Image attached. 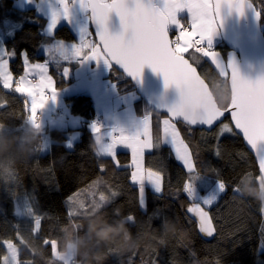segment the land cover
I'll return each mask as SVG.
<instances>
[{
    "label": "trees",
    "instance_id": "trees-1",
    "mask_svg": "<svg viewBox=\"0 0 264 264\" xmlns=\"http://www.w3.org/2000/svg\"><path fill=\"white\" fill-rule=\"evenodd\" d=\"M250 1L260 13V27L264 32V0ZM43 22L44 18L35 9H19L14 0H0V34L8 52L15 53L10 56V65L16 79L24 71L25 54L30 62L47 60L41 50L49 40L39 29ZM26 26L39 30L30 32ZM176 33V29L170 28L172 38ZM215 48L225 57L228 47L222 38ZM184 55L198 68L216 100L217 85L226 93L227 102L219 104L226 108L230 104L226 76L220 74L209 57L194 48ZM49 64L58 87L74 79L73 76L66 78L62 73L65 65L71 69L75 67L71 62L51 61ZM106 77L114 82L119 94L135 90L130 79L112 65ZM64 100L70 111L80 117L81 124L76 128L79 137L72 147L66 143L71 129L55 127L50 129L47 151L0 167V264L7 254V246L3 243L7 240L17 245L22 264H58L52 244H45V241H55L58 246L65 230L82 234L89 215L82 213L94 203L101 204L94 214L102 215L109 223L121 216H131L133 220L129 221L128 228L132 235L143 233V239L134 249L100 245L98 251L106 257L103 264H264V207L253 198L241 197L234 191L243 176L251 173L256 180L260 170L234 129L217 138L223 124L232 127L228 117L212 130L175 122L192 153L195 171L189 172L175 158L170 145L163 141L161 120L169 119L168 115L154 110L157 114L151 115V135L153 143L159 140L160 145L144 153L143 166L145 170L160 172L161 191L156 192L145 183V206L141 207L139 184L131 179L134 171L132 153L119 150L113 157L97 155L95 151L97 144L92 120L100 119L97 123L100 127L107 124L95 113L92 96L73 93L66 95ZM147 105L153 109L145 98L138 96L133 110L138 115H145ZM29 115L26 96L12 88L5 89L0 83V125L17 130ZM45 136L44 133V140ZM45 145L44 142L43 148ZM196 175L199 177L193 181L194 185H199L203 179L222 180L226 184L218 200L206 208L215 228L209 238L200 233L197 222L187 211L193 200L183 191V186ZM203 190L207 188L203 187ZM101 195L107 198L106 201H100ZM69 198H73L71 202ZM70 212L73 215L70 216ZM36 216L41 218L40 226L33 231ZM166 217L178 222L179 231L163 237L153 229L160 228ZM38 248L42 249L43 257L36 256Z\"/></svg>",
    "mask_w": 264,
    "mask_h": 264
},
{
    "label": "snow or ice",
    "instance_id": "snow-or-ice-1",
    "mask_svg": "<svg viewBox=\"0 0 264 264\" xmlns=\"http://www.w3.org/2000/svg\"><path fill=\"white\" fill-rule=\"evenodd\" d=\"M60 9L55 10L51 16L49 33L55 28L58 20L63 15L70 17L73 5H77L85 10H90L89 20L96 25L97 35L103 43L104 56L103 61L111 66L110 61H115L134 79L142 76V70L145 65L151 66L153 71L162 73L165 87L175 85L180 90V99L171 105H160L166 108L172 117H182L183 121L189 125H213L224 115V112L214 102L212 95L208 92L203 81L197 75L196 68L184 58V53L196 45V51L203 56L211 58V62L220 70V74H226L228 68L231 69V90L230 107L231 115L234 121L235 129L242 132L247 143L251 146L258 158L260 175L255 177L257 181H264V76L255 80L246 78L240 74L236 64L228 60L227 64L221 62L219 53L212 51V37L216 33L218 26L222 23L220 12L223 7L235 10L243 14L246 7H252L247 0H216L214 4L210 0H162V6H158L155 0H59ZM253 8V7H252ZM191 14L193 31L180 30L175 40L169 39L170 26L179 28L180 21L177 14L183 10ZM115 12L120 19L122 31L119 34H113L109 31L107 22L109 14ZM255 15L259 19L260 13L255 10ZM88 34L87 26L80 32L82 43L72 45V51L76 57L81 55L85 47L91 48L90 55H85L84 59L100 60L101 53L96 50V46L90 42L84 41ZM194 36L199 39L193 40ZM206 44V47L203 46ZM66 46L63 41H56L48 46L46 51H62ZM14 52H6L0 48V83L3 88L11 89L13 87L12 73L9 71V61L5 56H14ZM67 59V56L64 57ZM27 64L26 54L24 55ZM47 61L44 64L28 65V70L36 71L40 75V80L33 85L31 81L21 76L16 81L14 91L17 93H27L31 97L30 115L25 119L31 120L39 127L37 111L45 106L44 89L51 84V78L44 75L47 70ZM69 69H64L67 75ZM194 82L200 85L194 87ZM56 92L50 97L56 99ZM191 106L194 112L189 116L185 109ZM97 123H93L92 131L99 133L100 128ZM164 142L169 143L175 151L176 158L183 162L189 172L195 171V165L192 153L188 144L181 138L171 119L163 121ZM0 127H4L0 125ZM113 132L119 131L120 136H111V140L104 142V138L97 135L96 144L99 145L98 155L115 156L116 145L125 144L131 148L132 163L134 171L131 173L132 181L139 184V203L141 207L145 206L144 192L145 181H149L156 192L161 191V174L159 171L148 169L146 172L142 167L141 158L145 149L158 148L160 141L153 143L149 132L148 116L135 126L134 131H126L123 128H114ZM128 132V135L124 133ZM233 128L229 124H223L217 133V138L224 133H232ZM111 135V133H107ZM143 137V139L141 138ZM71 146V142H69ZM219 154V153H217ZM246 176L252 177L251 173ZM199 176H192L183 186V191L192 197L193 181ZM264 186V185H262ZM226 189V184L222 180L217 183L216 191L202 198L205 205L212 204ZM238 188H234L237 191ZM73 198H69L70 202ZM106 197L101 195L100 201H106ZM100 203H94L90 208L84 209L82 214H94ZM198 217L199 230L202 233L211 236L215 231L212 219L208 212L200 206L199 203H193L187 210ZM264 211V208H262ZM31 213V209H29ZM70 216L73 213H69ZM40 217H35V227L37 231L40 226ZM131 221L133 217L129 216ZM7 246V254L2 257V264H22L18 259V247L11 240L3 241ZM52 244V253L56 258L58 255L57 244L55 241H45V244Z\"/></svg>",
    "mask_w": 264,
    "mask_h": 264
},
{
    "label": "crops",
    "instance_id": "crops-1",
    "mask_svg": "<svg viewBox=\"0 0 264 264\" xmlns=\"http://www.w3.org/2000/svg\"><path fill=\"white\" fill-rule=\"evenodd\" d=\"M155 2H157L158 6H162V0H155ZM14 5L19 9H27V8L35 9V11L41 17L44 18V22L41 24L39 29L45 36H47L49 38V40L41 46V50L46 54L47 60L30 62L27 59V64L25 63L24 71L21 75V76H24L27 80L31 81L33 85H35L39 82L40 75L38 73V70L30 72L28 70V65H36V64H40V63L44 64L45 61L48 62L47 63L48 69L46 70L44 75L51 78V84L48 85V87L44 89L45 106L41 109H38V111H37V115H39L40 120L42 122V125L44 127V133L46 134L45 143L46 144L50 143V141H51L50 129L55 128V127L62 128V129L69 128L71 130L78 131L77 134H75L74 139H73V140H76L79 137V130L76 128H78L81 124L80 120H79L80 117L77 115H74V116H71L70 118H64V119L59 118L60 116H58L57 112L59 110H62V109H60V107H62V105H63L62 104L63 98H64V96L68 95L71 92H69L70 89L66 88V86H64V85L61 86V87H63V90H61V87L57 86L56 80L51 73L49 63L51 61L71 62L72 65H75V67L72 69L73 73L75 72V75H73V77L74 76L76 77V75L82 70L83 66L89 65V64H87V60H89V59H84V56L90 55V53H91L90 47L83 48L81 51V55L79 57H76L72 51V45H80L82 43L80 32H81V29L83 27H86V26H87L88 34L85 35L84 41L90 42L91 44H94V45L97 44V42L95 41V38L93 36L91 26H90L89 12H88V10L80 8L77 5H73V7L71 9L70 17H65L62 15L60 17V19L58 20L55 28L52 30V33L50 34L49 33V25L51 22V16H52L53 11L60 9L59 0H14ZM183 11L178 13L179 16L181 14H185V17L180 21L179 28H177L176 26H171L172 29L177 30V33L172 38L173 40L179 35L180 30H185V31H189V32H190V30H192V27H191V25L188 21V18H187V14L183 13ZM25 29L27 31H30V32H36L39 30L37 27H32V26H26ZM56 41H63L66 48L63 49L62 51H46L48 46L55 43ZM0 48H4L5 51L8 52L4 38L1 36V34H0ZM65 56H67V59L64 58ZM5 59H8V61H9L8 67H9V71L12 73V76H13V80H12L13 87H12V89H14L16 86L17 79L15 78V75L11 69L10 56H5ZM93 60H94L95 65L98 64L99 66L100 65L103 66L104 71H103L102 75L106 78V81H110L109 84H106V82H105V85H107V86L113 85L114 82L111 79L106 77V75L109 72L110 66L102 60L101 56H100L99 61H97L95 59H91V61H93ZM65 66H69V65H65ZM93 68L95 69L96 67H92L91 69H93ZM37 77L39 79H37ZM83 80L85 82H88V79H83ZM77 87L78 88L75 90L74 93L87 92L92 97H94L93 92L100 89V86H97V85L89 86V84L83 83L82 80L79 83V85H77ZM110 88L113 90L116 89V88H113L112 86ZM53 89L57 93L55 100H51L48 98L49 96L51 97V95L53 93ZM100 92H101V90H100ZM106 93H108L107 96L104 93L99 97V99H95L96 100L95 105H94L95 113H97L98 116H100L104 120V122H106V124H107L106 127L98 126L100 128V132L99 133H93L95 139H96V136L99 135V136L104 138V142H108V140L109 141L111 140V136L119 137L120 132L119 131L113 132L112 129H114V128H123L129 132L134 131L135 126L140 123V121L145 117V115L148 116L149 132L151 135V132H152L151 115L157 114L154 111L155 110L154 108L152 109L150 106L147 105L145 115H138L133 110V103H134V101H136V99H134V98H131V99L130 98H122L124 95H126V93L125 94H119L117 89L115 90V93H112V91L106 92ZM23 94L26 96V98L28 100L29 110H30V108H31V97L27 93H23ZM127 99H129V100H127ZM62 116L63 117L65 116L64 112H63ZM165 119H168V118H162V120H161L163 128H164L163 121ZM38 122H39V119H38ZM172 123H175V122L172 121ZM163 128H162V137H163V141H164ZM176 129L178 130V127ZM71 130H70V136H72ZM107 133H111V135H107ZM124 134L128 135V132H125ZM180 136H182V135H180ZM151 137H152V135H151ZM141 138L143 139V137H141ZM165 143H167V142H165ZM167 144H169V143H167ZM170 147L173 150L174 156L176 158V154H175L174 149L172 148L171 145H170ZM119 150H128L132 153L131 148L127 147V145H125V144H119L118 143L116 145L115 154ZM149 150H151V149H145L144 153L146 151H149ZM143 156H144V154H143ZM143 156L141 158V163H142V167L144 169ZM180 162L183 164L182 161H180ZM146 171L147 170H145V172ZM145 183L152 186V184L149 181H145L144 184ZM152 188L154 189L153 186H152Z\"/></svg>",
    "mask_w": 264,
    "mask_h": 264
},
{
    "label": "clouds",
    "instance_id": "clouds-1",
    "mask_svg": "<svg viewBox=\"0 0 264 264\" xmlns=\"http://www.w3.org/2000/svg\"><path fill=\"white\" fill-rule=\"evenodd\" d=\"M217 104L227 102L228 96L217 85ZM185 112L191 116L194 109L186 107ZM44 127L39 117V127L31 120H25L17 130L8 126L0 127V167L29 159L42 151ZM99 145L95 151L98 155ZM264 181L254 180L243 176L237 185V192L241 197H251L264 207ZM128 217L121 216L111 223L100 214H89L86 217V228L83 233L65 230L60 237L56 257L58 264H103L106 258L98 251L100 245H115L121 249H134L143 239V233L135 237L128 228ZM148 228H152L148 225ZM161 236L168 237L179 231V224L172 218H164L161 227L153 229ZM36 256L43 257L42 249H36Z\"/></svg>",
    "mask_w": 264,
    "mask_h": 264
},
{
    "label": "water",
    "instance_id": "water-1",
    "mask_svg": "<svg viewBox=\"0 0 264 264\" xmlns=\"http://www.w3.org/2000/svg\"><path fill=\"white\" fill-rule=\"evenodd\" d=\"M107 2H111V0H107ZM215 2L216 0H213V4ZM247 2L251 3L253 8L246 7L243 14H240L235 10L229 9L227 7H223L220 12L222 23L218 26V28L220 30V35L223 42L228 47L225 55L226 64L228 60L233 61L236 64L242 76L255 80L260 76H264V32L260 27V16L258 19L255 15V10L257 11V9L250 0H247ZM89 14H91L90 10H89ZM107 25L109 31L112 32L113 34H119L123 30L119 16L115 12L109 14V20L107 22ZM90 26L95 41L97 42L102 52L104 53L103 43L100 40L99 36L97 35L95 23L90 21ZM169 39L173 40L170 34V30H169ZM184 58L187 59L189 63L196 68L197 75L199 76L200 80L203 81L204 86H206L208 92L212 95L214 102H216L217 104L215 95L210 89L209 84L199 73L198 68L185 55ZM110 63L117 71L121 72L126 78L130 79L139 96L145 98L146 102L152 105V107L155 110L166 113L173 122L182 121L183 123L187 124L186 122L183 121L182 117H172L171 113H169L166 108L160 107V105L162 104L171 105L175 102H178L180 99V90L176 88L175 85H171L167 88L165 87L162 73L155 72L153 71L151 66L145 65L142 70V76L138 79H134L123 69L121 65L116 64L114 60L110 61ZM227 71H228L227 81L230 91L231 69L228 68ZM194 87L199 88L200 85L194 82ZM217 106L220 107L219 104H217ZM221 110L224 112V115L220 117L217 121H214L213 125L211 126L202 125V124H196V125L187 124V125H189L192 128L212 130L216 128L220 123H222L228 117L232 128L237 134H239L242 137L246 148L254 156L256 163L259 167V162L255 150H253L251 146L247 143L242 132L238 129H235L234 127V121L231 115L230 104L226 108H221ZM204 210L207 211L206 209ZM190 215L192 216L193 219H195V221L198 224V217L194 213H190ZM198 228H199V224H198ZM200 233L207 238L213 235L212 234L211 236H208L207 234L202 233L201 231Z\"/></svg>",
    "mask_w": 264,
    "mask_h": 264
},
{
    "label": "rangeland",
    "instance_id": "rangeland-1",
    "mask_svg": "<svg viewBox=\"0 0 264 264\" xmlns=\"http://www.w3.org/2000/svg\"><path fill=\"white\" fill-rule=\"evenodd\" d=\"M210 3H212L213 4V0H210ZM183 13H186L187 14V18H188V21H189V23H190V25L192 24V17H191V14L190 13H188L187 12V10L185 9L184 11H183ZM182 15H185V14H181L180 16H179V14H177V19L179 20V21H181L183 18H181V16ZM171 27V26H170ZM172 28V27H171ZM191 31H193V29L192 30H190V32ZM195 37V36H194ZM194 37H193V39H194ZM221 38V35H220V30H219V28H217V31H216V33L213 35V37H212V51H215V52H217V53H219V56H220V59H221V62L223 63V64H225L226 65V59H225V57H224V55H223V53H222V51L220 50V49H218V48H215V45H216V43H217V41L219 40ZM175 40V39H174ZM195 40H196V38H195ZM96 46V50H98V52H100L101 53V58H102V60H104L106 57L104 56V54H103V52L101 51V49H100V47H99V45L98 44H96L95 45ZM210 60H211V58H210ZM91 63V64H90ZM40 64H42V63H40ZM87 64H89L88 66L87 65H85V66H83L82 67V70L76 75V77L74 76V79L70 82V83H68V84H66L65 86H66V88H68V89H70V91L69 92H71V93H69V94H73L74 92H75V90L78 88L77 87V85H79V83L81 82V80H82V82L83 83H85V84H89V86H92V85H97V86H100V89H98V90H96V91H94L93 93V95H94V97H92L93 98V101H94V105H95V102H96V100L95 99H99V97L102 95V94H104L105 93V95L107 96V94L108 93H106V92H111L112 91V93H115V90H113V89H111L110 87L112 86L113 88H116L115 87V84H113V85H109V86H107V85H105V82H106V84H109L110 83V81H106V78L102 75V73H103V66L102 65H95L94 64V60L93 61H91V59H89V60H87ZM93 65V66H92ZM214 66H215V64H214ZM92 67H96L95 69L93 68V69H91ZM111 67V66H110ZM216 67V66H215ZM65 68H67V69H69V71H68V73H67V75H65L64 74V69ZM217 68V67H216ZM47 69H48V65H47ZM217 70L220 72V70L217 68ZM62 73H63V75L66 77V78H70L71 76H73V75H75V72L73 73V71H72V69H71V67L70 66H65L64 68H63V71H62ZM224 76H226V78H227V76H228V71L226 70V74H224ZM37 79H39L38 77H37ZM83 79H88V82H85ZM60 89V88H59ZM61 90H63V87H61ZM100 90H101V92H100ZM100 92V93H99ZM84 93H86V94H88L87 92H84ZM68 94V95H69ZM125 94V93H124ZM138 96H139V94L136 92V90H134V91H129V92H127L126 93V95H124L122 98H134V99H137L138 98ZM65 97V96H64ZM127 100H129V99H127ZM62 107H60V109H62L63 110V112L65 113V116L63 117V116H60L59 118L60 119H64V118H70L71 116H74V114L70 111V108H69V105L66 103V101L64 100V98H63V102H62ZM59 109V108H58ZM57 112V111H56ZM55 113V112H54ZM175 124V123H174ZM176 126V125H175ZM176 128H177V126H176ZM71 132H72V136H70V131L68 132V138H67V140H66V143L68 144L67 146H69V142H71V145H73V142L75 141V140H73L74 139V136H75V134H77V132L78 131H76V130H71ZM178 132L180 133V131H179V129H178ZM180 135H181V133H180ZM182 137V136H181ZM183 138V137H182ZM45 139H46V136H45ZM183 140H184V138H183ZM185 141V140H184ZM46 147L48 148V144H46L45 146H44V149H43V151L45 152V151H47L46 150ZM72 147V146H71ZM198 179V178H197ZM205 179H203V181H200V184L199 185H197V184H193V191H194V194H193V196L191 197V199L195 202H197V203H199L200 204V206L202 207V208H204V209H206V208H208L210 205H205V204H203V202H202V198L203 197H207V196H209V195H211V194H213L215 191H216V186H217V183H218V181H211V180H205ZM203 187H206L207 188V190L206 191H204L203 190ZM220 194L221 193H219L218 194V197L220 196ZM218 197H217V199L216 200H218ZM215 200V201H216ZM214 201V202H215ZM213 202V203H214ZM212 203V204H213ZM6 245V244H5Z\"/></svg>",
    "mask_w": 264,
    "mask_h": 264
},
{
    "label": "built area",
    "instance_id": "built-area-1",
    "mask_svg": "<svg viewBox=\"0 0 264 264\" xmlns=\"http://www.w3.org/2000/svg\"><path fill=\"white\" fill-rule=\"evenodd\" d=\"M195 38L196 39H199V37L198 36H195L194 37V39L193 40H195ZM200 45H196V46H194L193 48L195 49V51H196V47H199ZM203 46H205L206 47V44H204ZM49 99H50V96L48 97ZM57 114H58V116H62L63 115V111L62 110H59L58 112H57ZM38 117H39V115H38ZM38 122V121H37ZM92 122L94 123H100V119H95V120H92Z\"/></svg>",
    "mask_w": 264,
    "mask_h": 264
},
{
    "label": "bare ground",
    "instance_id": "bare-ground-1",
    "mask_svg": "<svg viewBox=\"0 0 264 264\" xmlns=\"http://www.w3.org/2000/svg\"><path fill=\"white\" fill-rule=\"evenodd\" d=\"M205 191H206V190H205ZM193 203H197V202H196V201H195V202L193 201Z\"/></svg>",
    "mask_w": 264,
    "mask_h": 264
}]
</instances>
